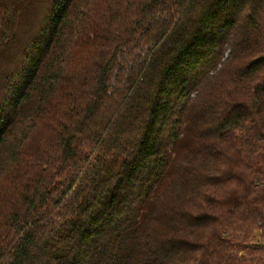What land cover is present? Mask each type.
<instances>
[{
	"label": "trees",
	"instance_id": "1",
	"mask_svg": "<svg viewBox=\"0 0 264 264\" xmlns=\"http://www.w3.org/2000/svg\"><path fill=\"white\" fill-rule=\"evenodd\" d=\"M0 264H264V0H0Z\"/></svg>",
	"mask_w": 264,
	"mask_h": 264
}]
</instances>
